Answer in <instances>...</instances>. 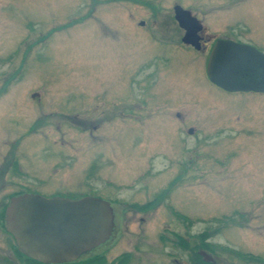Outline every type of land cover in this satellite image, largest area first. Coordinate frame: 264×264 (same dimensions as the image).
Returning <instances> with one entry per match:
<instances>
[{
  "label": "rangeland",
  "instance_id": "rangeland-1",
  "mask_svg": "<svg viewBox=\"0 0 264 264\" xmlns=\"http://www.w3.org/2000/svg\"><path fill=\"white\" fill-rule=\"evenodd\" d=\"M177 4L204 40L264 51V0H0V211L25 193L110 192L122 219L94 252L105 264L186 263L166 231L190 255L202 233L218 264H264V98L207 81L206 53L176 44ZM182 160L189 178L155 200ZM3 224L0 264H27Z\"/></svg>",
  "mask_w": 264,
  "mask_h": 264
},
{
  "label": "water",
  "instance_id": "water-1",
  "mask_svg": "<svg viewBox=\"0 0 264 264\" xmlns=\"http://www.w3.org/2000/svg\"><path fill=\"white\" fill-rule=\"evenodd\" d=\"M175 18L186 32L182 40H199L201 28L189 12L176 7ZM206 71L210 82L227 92H264V55L248 45L217 41ZM4 219L18 252L41 264L74 263L108 242L115 228L111 204L93 196L21 194L9 200ZM200 256L205 263L218 264L207 251Z\"/></svg>",
  "mask_w": 264,
  "mask_h": 264
},
{
  "label": "flooded vegetation",
  "instance_id": "flooded-vegetation-1",
  "mask_svg": "<svg viewBox=\"0 0 264 264\" xmlns=\"http://www.w3.org/2000/svg\"><path fill=\"white\" fill-rule=\"evenodd\" d=\"M235 4H237V3H235ZM176 7H180L183 11L189 12L190 16L196 20V24L198 25V27L201 28V30L197 33V37L199 38V40H182L184 38V36H183L182 39L179 40L178 43L176 42V44H178V46H179V48L181 50H184L185 52L190 53V54H195L196 57H198V58L200 56L202 57V54L204 55L206 53V55H205L206 56L205 57V61L208 62V59H209V56H210V53H211V50H212L214 44L217 41L224 40V41H232L233 43H237V44L248 45V46L252 47L258 53L264 55V51L260 50V48H258L256 45H254L252 43L251 44H245L243 42H240L239 40H232V39H228V38H217L214 41L204 40V36H202L203 26L204 25L200 21V19H198L197 17L193 16L190 10L184 9L182 6H180V5L177 4V5H175L173 7L174 19L175 20H176V18H175V8ZM176 22H177V20H176ZM143 23L144 22H141L140 25L142 26ZM177 24L179 26V23L178 22H177ZM179 28L183 31V33H184L183 35H185V33H186L185 30L183 28H181V27H179ZM207 62H206V67H207ZM205 76L207 78V81H209V83L212 86H214V87L222 90L223 92H225L227 94H241V95H244V94L245 95H249V94H251V96H253V97H261V98H264V92H254V91H249V92H227V91L219 88L218 86H216L213 83H211L210 80L208 79V77L206 75V68H205ZM137 108L140 109V105ZM139 109H136V110H139ZM176 116H177V118L179 120H182V118H183L179 113H177ZM35 124H36V122H34L33 125H31V127L32 128H35V126H34ZM57 130H59V129L57 128ZM187 134L189 136L195 135L196 134V129L193 128V127L187 128ZM180 163H181V166H180V164L178 165L180 169L177 168V170L175 171V173L177 172V174L174 177L172 176L171 179L166 183L165 187L161 189V190L166 189L165 195H162L161 190H159L158 193H157V195H156V197H155V200H161L162 198L165 199L169 195L168 193H170L171 190H173V188H176L179 184L181 185V183L183 181H186V179L189 178L190 166L188 164H186L187 162H185L183 160ZM171 168L172 169L174 168L173 165L170 167L169 170H168V168H166L164 170L169 172L171 170ZM110 195L111 194L109 192L108 199H104V200L108 201L111 204L112 208H113L115 228H114V232H113V234H112V236H111V238L109 239L108 242H110V240L111 241L114 240L115 236L118 234V231H119V230H117L119 228L118 221H121V219H122L121 213H117L115 211V206H117V203L118 202L114 198H110ZM153 205H154V207H153ZM137 206L134 205V206H132L133 208H131L133 210V212H135V213H137V212H139V213L140 212L141 213H147L149 211H152L154 208H156V204L155 203L149 204L148 206H142V207H137ZM4 212H5V210H4ZM175 212L176 213H180V212H177V211H175ZM181 215L183 217L181 219L179 218V220H181L183 222V218H184L185 215H183V214H181ZM169 232L171 233V231H169ZM169 232H167V231L165 232L166 236H168L169 239H172L174 237L173 240H177L178 241V242L176 241L177 242L176 244H179L180 245V249H182L181 251H183V252L186 253L187 260H188L185 263L184 261L180 260L178 257H173L172 255H170V257H171L170 259L171 260L169 262L171 264H202V257L200 256V252H202V233L200 235H198V237L201 239L199 245L197 244V246H196L197 248L196 247H193V254L195 253L201 259V262H199L198 260L196 262V261L193 260L194 255L193 254L190 255V253H189L190 251H189L188 242L185 241V240H183V239H179L176 235L172 236L171 235L172 233L170 234ZM198 241L199 240H197V242ZM108 242H106V243H108ZM102 246H100L98 248H101ZM98 248H96L92 252L84 255L78 261H76L74 263H81L82 261H84V262L85 261H91L92 259H95V258L97 259L98 257H100L104 261L102 263H99V264H105L106 263V259H105L106 253L105 252H107L108 249H104V250H102V252H99V253L95 254L94 252ZM88 255H90V256L87 257ZM130 255H131L130 252L129 253L128 252H123L120 256L117 257L115 263H114V261H112L110 264H123V263L126 264V263H129V261H131V259H130L131 256ZM84 257H87V258H84ZM82 258H84V259H82Z\"/></svg>",
  "mask_w": 264,
  "mask_h": 264
},
{
  "label": "trees",
  "instance_id": "trees-1",
  "mask_svg": "<svg viewBox=\"0 0 264 264\" xmlns=\"http://www.w3.org/2000/svg\"><path fill=\"white\" fill-rule=\"evenodd\" d=\"M5 208H6V206L2 207V209L0 211V223H1V226H2L3 220H4V210H5ZM3 226H4V224H3ZM15 252L17 254H19L22 258H24L26 260L27 264H41V263H38V262H36L34 260H31L29 258H26L22 254H20L17 251L16 248H15ZM193 255H194V258H193L194 261L197 262V260H198L199 262H201V259L195 253ZM103 261L104 260L102 258L98 257L97 259L95 258V259H92L91 261H85V262L82 261L81 263H68V264H99V263H102ZM202 264H209V263H205V262L202 261Z\"/></svg>",
  "mask_w": 264,
  "mask_h": 264
},
{
  "label": "bare ground",
  "instance_id": "bare-ground-1",
  "mask_svg": "<svg viewBox=\"0 0 264 264\" xmlns=\"http://www.w3.org/2000/svg\"><path fill=\"white\" fill-rule=\"evenodd\" d=\"M206 75H207V71H206Z\"/></svg>",
  "mask_w": 264,
  "mask_h": 264
}]
</instances>
